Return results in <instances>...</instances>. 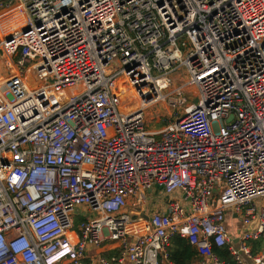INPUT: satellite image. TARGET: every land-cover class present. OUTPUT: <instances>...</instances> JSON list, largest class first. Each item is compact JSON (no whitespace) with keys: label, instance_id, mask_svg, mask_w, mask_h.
Masks as SVG:
<instances>
[{"label":"built area","instance_id":"obj_1","mask_svg":"<svg viewBox=\"0 0 264 264\" xmlns=\"http://www.w3.org/2000/svg\"><path fill=\"white\" fill-rule=\"evenodd\" d=\"M15 2L25 23L0 38L15 66L0 80V264H165L176 234L196 264H231L213 246L264 264V0ZM181 67L198 101L180 88L175 120L150 131L144 106L123 110L122 88L165 100ZM156 189L167 209L149 212ZM105 240L121 256L92 255Z\"/></svg>","mask_w":264,"mask_h":264},{"label":"rangeland","instance_id":"obj_2","mask_svg":"<svg viewBox=\"0 0 264 264\" xmlns=\"http://www.w3.org/2000/svg\"><path fill=\"white\" fill-rule=\"evenodd\" d=\"M8 33V32H7ZM6 34V33H5ZM1 35V34H0ZM4 37V35H1ZM15 71V66L8 55H0V78H6L11 74L12 71ZM29 77H30V73ZM172 83L164 90V93L169 92V97L165 100L158 101L153 105L145 108V125L146 129L150 131L160 130L166 124H168L171 120H175V116L177 113L183 114V108L185 105L174 106V101L178 99L180 96L177 95L178 90L182 88L184 90L183 97L186 98L187 104L195 103L198 101V97H196V88L195 87H187L186 82L189 80L190 75L185 67H181L172 75ZM2 80V79H0ZM128 88H125L124 93L132 94V91ZM126 100V99H125ZM125 101L123 99L122 108L125 107ZM136 109V108H135ZM124 110V109H123ZM134 110V109H131ZM126 111V110H125ZM159 189H156V191ZM164 199H170L169 196L164 195ZM238 224L240 223L237 220ZM242 226V224H241Z\"/></svg>","mask_w":264,"mask_h":264},{"label":"crops","instance_id":"obj_3","mask_svg":"<svg viewBox=\"0 0 264 264\" xmlns=\"http://www.w3.org/2000/svg\"><path fill=\"white\" fill-rule=\"evenodd\" d=\"M25 23L24 12L22 5L18 2H15L11 5L4 6L0 9V34L4 35L0 38L7 37L14 29H17L23 26ZM8 32V33H7ZM6 33V34H5ZM0 55H5L4 53H0ZM146 195L148 198L146 199V206L148 207L149 212L154 211H165L167 209V201L164 199V194L162 191L154 190L152 192H147ZM177 198L180 197V194L176 193ZM238 218L234 216L227 217V225L230 230V233L236 236L240 230L241 222L239 220V224L237 222ZM76 224L79 222V217L76 216L75 219ZM235 242V241H234ZM92 255H102L105 257L121 256V250L118 241L113 240H105L100 247L94 248L91 250ZM88 260L84 261V264H88ZM122 264H132L128 259L124 260ZM165 264H173L170 260L165 262Z\"/></svg>","mask_w":264,"mask_h":264},{"label":"trees","instance_id":"obj_4","mask_svg":"<svg viewBox=\"0 0 264 264\" xmlns=\"http://www.w3.org/2000/svg\"><path fill=\"white\" fill-rule=\"evenodd\" d=\"M8 0H0V9L7 4ZM252 252L255 254L260 246V241H251ZM214 252L221 258L230 261L231 264H238L229 251L228 246H213ZM169 260L173 264H196L203 257L187 238L179 234L172 236L168 248Z\"/></svg>","mask_w":264,"mask_h":264},{"label":"bare ground","instance_id":"obj_5","mask_svg":"<svg viewBox=\"0 0 264 264\" xmlns=\"http://www.w3.org/2000/svg\"><path fill=\"white\" fill-rule=\"evenodd\" d=\"M31 77V76H30ZM0 79H3V78H0ZM125 88H128V87H124L122 88V97L124 99V101L126 102L125 103V107H123L124 110L128 111V110H131V109H134L136 108L137 106H144L145 108L153 105L154 103H156V101H151L150 103H147V104H144L141 100H139L135 95H134V92L128 88V90L130 89L132 91V94H127V93H124L125 91ZM75 88H71L69 90H73L74 91ZM126 90V92L128 91ZM126 99V100H125Z\"/></svg>","mask_w":264,"mask_h":264},{"label":"water","instance_id":"obj_6","mask_svg":"<svg viewBox=\"0 0 264 264\" xmlns=\"http://www.w3.org/2000/svg\"><path fill=\"white\" fill-rule=\"evenodd\" d=\"M0 53L2 54L3 52H2V51H0ZM234 241L236 242V241H237V239H235Z\"/></svg>","mask_w":264,"mask_h":264}]
</instances>
